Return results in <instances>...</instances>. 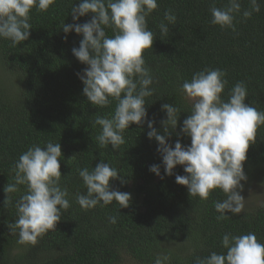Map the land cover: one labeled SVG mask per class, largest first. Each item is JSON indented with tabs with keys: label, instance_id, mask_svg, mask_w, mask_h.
I'll list each match as a JSON object with an SVG mask.
<instances>
[{
	"label": "trees",
	"instance_id": "16d2710c",
	"mask_svg": "<svg viewBox=\"0 0 264 264\" xmlns=\"http://www.w3.org/2000/svg\"><path fill=\"white\" fill-rule=\"evenodd\" d=\"M158 8L147 18L148 28L155 34L152 50L145 55L146 65L154 77L155 93L146 98L147 120L163 134L161 121L165 103L180 109V118L168 143L174 147L179 139L190 146V138L180 133L191 105L180 88L185 80L204 69L219 68L227 73L228 91L237 83L247 87L246 104L264 111V0H258L259 13L235 22L236 31L222 30L211 24L210 7H225L228 0H157ZM78 0H56L48 11L33 9L29 39L13 47L0 39V71L16 77V91L0 86V264H154L157 255H166L165 264H196V258L211 252L223 253V234L255 233L264 243V203L242 211L226 221L213 201L223 200L216 190L208 201L191 197L185 186L178 185L176 175H186L182 166L167 176L159 145L148 138L147 122L131 125L123 133L125 144L113 151L100 148L96 141L101 128L93 126L96 114L111 116L113 101L107 108H96L83 95L81 80L86 65L73 55L82 36L74 31L65 34L64 23H74L70 12ZM251 8L250 0H241V9ZM176 15L175 25L164 20L166 11ZM91 14L75 23L90 21ZM168 24L169 33L162 36L159 25ZM112 36L111 29H106ZM14 77V78H15ZM60 143L62 156L61 186L71 194V207L62 214L55 232H49L35 246L21 245L18 233L12 234L8 224L17 219L15 201L24 193L12 194L13 204L4 206V188L12 183V171L19 156L38 144ZM101 160L116 167L125 183L118 179L112 187L131 194L130 206L119 208L113 202L107 207L83 210L75 201L76 193L86 194L78 169L91 170ZM160 166L163 179L149 169ZM247 183L264 185V126L250 145L244 164ZM117 222L110 223L109 217Z\"/></svg>",
	"mask_w": 264,
	"mask_h": 264
},
{
	"label": "clouds",
	"instance_id": "9594fccd",
	"mask_svg": "<svg viewBox=\"0 0 264 264\" xmlns=\"http://www.w3.org/2000/svg\"><path fill=\"white\" fill-rule=\"evenodd\" d=\"M56 0H0V39L9 40L16 47L27 41L32 25L33 9L46 12ZM251 8L241 9V0H228L225 7H210L211 24L222 30L236 31L235 22L241 15L244 20L260 12L258 0H250ZM158 8L157 0H78L70 15L72 24L64 23L65 34L75 32L82 36L79 47H74V57L87 67L77 74L86 100L96 108H107L113 101L115 110L111 116L96 114L94 125L101 131L96 136L100 148L111 146L113 151L125 144L123 133L133 124L147 122L148 138L159 147L164 172L174 174L182 166L186 175H176L178 185L185 186L191 197L208 201L216 190L225 198L213 201L218 221L239 216L244 210L243 183L247 181L244 164L250 145L257 140L258 130L264 126V111L246 104L247 87L237 82L224 99L228 84L227 73L219 68L204 69L185 80L180 92L191 109L183 120L179 136L190 138V146L178 139L174 145L168 140L177 129L180 109L165 103L161 110L166 119L161 121L163 134L154 127V120H147L146 98L155 93V81L146 65L145 55L152 50L155 34L148 28L147 18ZM91 14L83 24L75 23L80 17ZM168 24L175 25L172 10L164 14ZM168 24L161 22L160 33H169ZM111 29L113 35H107ZM62 150L60 143L48 142L44 147L30 146L15 162L12 183L4 188V206L13 204L12 194L25 191L15 201L17 219L7 226L12 234L18 233V243L35 246L49 232H55L62 214L71 207V194L61 186ZM163 179L159 165L149 169ZM78 175L86 188V194L76 193L75 201L83 210L97 206L107 207L113 202L119 208L130 206L131 194L113 189L112 182L125 183L116 167L101 160L91 170L78 169ZM112 224L116 216L109 217ZM223 253L211 252L196 258V264H264V243L255 233L233 235L225 233L221 239ZM166 255H157L154 264H165Z\"/></svg>",
	"mask_w": 264,
	"mask_h": 264
},
{
	"label": "rangeland",
	"instance_id": "374dc122",
	"mask_svg": "<svg viewBox=\"0 0 264 264\" xmlns=\"http://www.w3.org/2000/svg\"><path fill=\"white\" fill-rule=\"evenodd\" d=\"M14 77L5 74L3 71H0V86L5 90L7 89L9 92L16 91V86L18 83L16 77ZM243 189L244 190L241 193V195L245 198V206L243 211L264 203V185L262 183H247ZM126 264L137 263H131L127 261Z\"/></svg>",
	"mask_w": 264,
	"mask_h": 264
}]
</instances>
